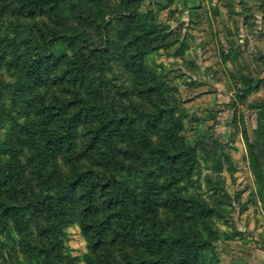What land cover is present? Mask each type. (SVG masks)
<instances>
[{"label": "trees", "instance_id": "trees-1", "mask_svg": "<svg viewBox=\"0 0 264 264\" xmlns=\"http://www.w3.org/2000/svg\"><path fill=\"white\" fill-rule=\"evenodd\" d=\"M142 3L90 0L100 4L93 21L113 14L110 46L120 48L113 61L93 31L80 29L75 0H0V225L14 243L4 264H43L38 246L48 235L62 242V229L75 223L89 237V264L175 263L173 242L147 237L148 224L154 229L165 208L197 210L202 223L211 214L184 194V180L199 174L197 153L185 148L174 108L160 101L163 83L144 75L148 49L132 23ZM157 15L152 11L149 24ZM100 63H114L122 75H97ZM165 132L171 138L160 142ZM28 163L36 185H51L25 207L20 203L37 188L20 183ZM10 198L15 203L5 204ZM39 216L52 226L58 220V231L40 229ZM183 253L180 264L197 262Z\"/></svg>", "mask_w": 264, "mask_h": 264}, {"label": "rangeland", "instance_id": "rangeland-1", "mask_svg": "<svg viewBox=\"0 0 264 264\" xmlns=\"http://www.w3.org/2000/svg\"><path fill=\"white\" fill-rule=\"evenodd\" d=\"M75 1L83 15L80 29L93 31L94 42L114 61L120 48L110 46L117 39V30L110 27L113 14L93 21L100 4ZM152 11L158 15L149 24ZM133 14L132 23L141 28L138 36L148 49L142 60L144 75L163 83L160 101L174 108L185 148L197 153L199 174L184 180V194L211 209L203 223L197 210L183 214L160 209L156 227L148 224L145 234L173 242L177 260L169 264H180L183 252L197 257L196 263L185 264H264V0H143ZM113 65L100 63L97 75H122ZM121 81L114 80L113 87L119 88ZM165 133L157 138L160 142L171 138ZM26 165L20 183L27 182L30 191L37 186L20 203L28 207L46 195L51 184L36 185L34 169ZM38 223L51 233L59 221L52 226L53 219L39 216ZM2 227L0 264L14 249ZM62 231V242L48 235L46 244L38 246L43 264H89V237L82 236L76 223ZM175 233L184 241L172 236ZM10 259L14 262L12 252Z\"/></svg>", "mask_w": 264, "mask_h": 264}, {"label": "crops", "instance_id": "crops-1", "mask_svg": "<svg viewBox=\"0 0 264 264\" xmlns=\"http://www.w3.org/2000/svg\"><path fill=\"white\" fill-rule=\"evenodd\" d=\"M194 0H188V2H193ZM200 1V0H199ZM206 1V0H205Z\"/></svg>", "mask_w": 264, "mask_h": 264}]
</instances>
